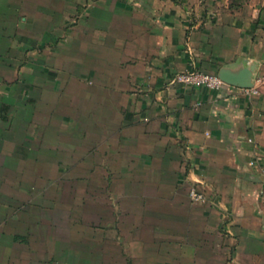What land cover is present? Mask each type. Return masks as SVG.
Returning a JSON list of instances; mask_svg holds the SVG:
<instances>
[{
    "label": "crops",
    "instance_id": "crops-1",
    "mask_svg": "<svg viewBox=\"0 0 264 264\" xmlns=\"http://www.w3.org/2000/svg\"><path fill=\"white\" fill-rule=\"evenodd\" d=\"M249 65L264 0H0V264H264V87L171 82Z\"/></svg>",
    "mask_w": 264,
    "mask_h": 264
},
{
    "label": "built area",
    "instance_id": "built-area-1",
    "mask_svg": "<svg viewBox=\"0 0 264 264\" xmlns=\"http://www.w3.org/2000/svg\"><path fill=\"white\" fill-rule=\"evenodd\" d=\"M171 82L189 87L201 86L207 90H218L226 85L216 74L204 73L197 69L176 73ZM259 87H264V72L256 75L249 87H237V89L240 94L251 96L259 93ZM246 141L251 142V139ZM252 163L253 161H249L250 165ZM187 196L192 203H202L205 200L203 194L194 185L188 188Z\"/></svg>",
    "mask_w": 264,
    "mask_h": 264
},
{
    "label": "water",
    "instance_id": "water-1",
    "mask_svg": "<svg viewBox=\"0 0 264 264\" xmlns=\"http://www.w3.org/2000/svg\"><path fill=\"white\" fill-rule=\"evenodd\" d=\"M252 71L253 66L249 65L247 67L240 68L235 73L222 70L217 74V76L227 85L235 87H249L251 85Z\"/></svg>",
    "mask_w": 264,
    "mask_h": 264
}]
</instances>
